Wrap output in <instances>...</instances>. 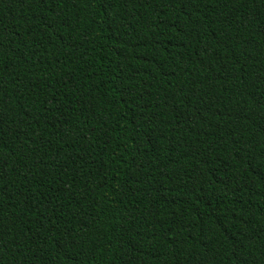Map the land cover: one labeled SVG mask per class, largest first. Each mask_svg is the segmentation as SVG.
<instances>
[{
  "label": "trees",
  "instance_id": "1",
  "mask_svg": "<svg viewBox=\"0 0 264 264\" xmlns=\"http://www.w3.org/2000/svg\"><path fill=\"white\" fill-rule=\"evenodd\" d=\"M0 264H264V0H0Z\"/></svg>",
  "mask_w": 264,
  "mask_h": 264
}]
</instances>
